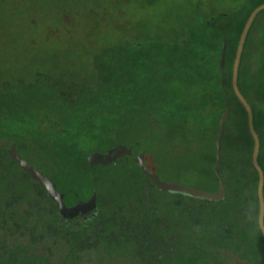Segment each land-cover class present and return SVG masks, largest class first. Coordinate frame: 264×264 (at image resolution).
Segmentation results:
<instances>
[{
	"label": "rangeland",
	"instance_id": "374dc122",
	"mask_svg": "<svg viewBox=\"0 0 264 264\" xmlns=\"http://www.w3.org/2000/svg\"><path fill=\"white\" fill-rule=\"evenodd\" d=\"M256 1L0 0V136L64 190L97 168L92 152L140 138L142 165L157 180L197 195L216 190L218 134L206 132L227 106L222 43L231 19ZM241 87L261 127L264 106L250 94L264 88V76ZM2 164L17 171L9 158ZM138 167L130 168L139 176ZM99 168L103 185L123 176L120 166ZM206 243L214 252V240Z\"/></svg>",
	"mask_w": 264,
	"mask_h": 264
},
{
	"label": "flooded vegetation",
	"instance_id": "af4514ba",
	"mask_svg": "<svg viewBox=\"0 0 264 264\" xmlns=\"http://www.w3.org/2000/svg\"><path fill=\"white\" fill-rule=\"evenodd\" d=\"M0 147L17 165L11 171L0 163V264H190L194 259L191 249L199 243L200 227L192 214L199 205L189 200L196 198L159 189L137 162L138 179L135 172H123L117 179L104 178L103 185L99 167L112 162L92 165L91 153L88 163L97 168L77 187L64 190L50 177L59 191L55 198L7 146ZM130 150L124 156L134 158L139 146ZM93 194V209L62 213V206ZM193 256V262H203Z\"/></svg>",
	"mask_w": 264,
	"mask_h": 264
},
{
	"label": "trees",
	"instance_id": "16d2710c",
	"mask_svg": "<svg viewBox=\"0 0 264 264\" xmlns=\"http://www.w3.org/2000/svg\"><path fill=\"white\" fill-rule=\"evenodd\" d=\"M263 2L264 0H257L244 10L238 22L234 23L233 19H231L229 23L230 29L226 34L227 48L225 62L221 66L223 73L220 76L222 78L224 93L230 105V115L225 122L220 143L221 167L219 173L226 187V197L221 201L206 200L208 206L204 204L199 205V203L197 211L192 210V215L197 217L195 220L198 222L196 223H199L200 231L197 232H200V240L197 246L191 249V252L193 255L198 256L196 259H199L200 256L203 262H193L195 257L192 255L194 259H192L190 264H264V236L258 221L259 197L257 189L259 175L252 161L254 139L249 129L247 111L237 97L232 85L233 63L241 32L252 10ZM242 9L240 7L238 11L242 12ZM263 12L264 9L255 17L241 55L238 84L246 98L247 96L241 87L242 82L245 79L251 78L253 74L256 76V74L260 75L261 73V76H264ZM232 29L234 32H232ZM80 48L83 49V47ZM93 68L95 67L93 66ZM250 96L264 106V88L258 89L256 94L253 96L250 94ZM195 109L191 110L194 111ZM196 112L198 113L197 110ZM188 116L189 120L192 114ZM194 116L196 119V115ZM194 116H192L190 121H195ZM45 121L52 122L55 126H58L60 123L58 121L53 122L51 119ZM218 124L219 122L214 127H211V129L217 127ZM254 125L260 136L259 163L264 170V120L260 127L257 124L255 112ZM209 130H207V134H209ZM197 137L198 135L192 136L190 141L193 142ZM141 139L143 138L139 140ZM132 145L135 146L134 143L130 144V146ZM5 158L8 159V156L3 151L0 154V163ZM135 164L134 158L123 155L109 165L122 167V172L128 175L135 172V169L130 168ZM133 178L138 179L139 176L133 175ZM203 214L208 215V224L200 223L201 219H203ZM207 238L211 239L207 241ZM212 239L215 244L214 252L212 251L213 248L206 243ZM208 247L211 249L207 250ZM197 250H203L202 254H196ZM228 252L233 255L235 262L227 260L226 253ZM215 255L219 258L218 262H212L215 260Z\"/></svg>",
	"mask_w": 264,
	"mask_h": 264
},
{
	"label": "water",
	"instance_id": "95a60500",
	"mask_svg": "<svg viewBox=\"0 0 264 264\" xmlns=\"http://www.w3.org/2000/svg\"><path fill=\"white\" fill-rule=\"evenodd\" d=\"M262 9H264V2L252 10L241 32L238 45H237V50L235 53L234 63H233L232 85H233V88H234V91L237 97L242 102V104L244 105L247 111L248 125H249L250 132L253 135V139H254L252 161H253L254 166L258 170V175H259L258 189H257L258 197H259L258 221H259V225H260L261 231L264 236V170L261 164L259 163V151H260V143H261L260 136L254 125L253 108L251 104L249 103V101L247 100V98L242 93L239 87V84H238L239 66H240L241 55H242V51L244 48L245 40L247 38L248 32L250 30V27L255 17L258 15V13ZM226 48H227V42L226 40H224L223 45H222L221 66H223L225 62ZM93 64H94L93 66L96 68L98 72L99 70H98L97 65L95 63ZM229 115H230V106L227 101V106L225 108V111L222 114V117L219 121L218 126L208 131L209 134L211 133L218 134V138H217L218 152H217V161L215 164V171L219 177H220L219 171L221 167L220 143H221V138L223 135L224 125ZM64 127L65 125L60 126L59 130L62 131ZM145 144H146V138H143L139 141L134 142L135 146H139V152L134 154L133 157H134V160L142 166V170L154 181V183H156L159 189L170 191V192L183 193V194H187L189 196L195 197V198H202V199L209 200V201H221L226 197V187L222 179H221L219 187L216 190L210 193H207V194H199V195L190 193V192H185L184 190L180 188L170 186L168 184L160 182L159 180H157L156 176L151 171H149L142 165V162L144 160V154H145L144 153ZM0 146H7V151L9 155L13 159L17 160L20 166L23 169H25L35 180H37L42 185L46 186L48 188L50 195H52L55 198L57 197L59 191H58V188L56 187L55 182L48 175H46L42 170H40L38 167L32 164L28 159L21 156L20 152L17 149L15 142L12 139L6 136L0 137ZM124 154H132L129 143H120V144L114 145L110 147L109 149H107L106 151H94L91 154L89 162L92 165L98 164V163L108 164V163L113 162L120 155H124ZM95 200H96V194H93L90 197V199H88L87 201L75 202L70 206H62L61 211L66 216H70L72 214H76L79 212H87L94 208Z\"/></svg>",
	"mask_w": 264,
	"mask_h": 264
}]
</instances>
